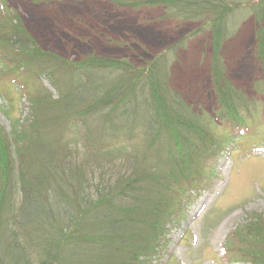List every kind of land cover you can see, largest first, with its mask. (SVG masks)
Here are the masks:
<instances>
[{
	"label": "trees",
	"instance_id": "16d2710c",
	"mask_svg": "<svg viewBox=\"0 0 264 264\" xmlns=\"http://www.w3.org/2000/svg\"><path fill=\"white\" fill-rule=\"evenodd\" d=\"M239 1L142 4L166 5L183 20H207L219 48L234 8L248 3ZM252 4L248 8H255L263 23L264 6ZM13 16L0 23V93L8 97L5 87L22 92L30 111L26 122L20 123L21 116L12 121L10 133L0 127V264H148L186 191L208 176L203 161L211 148L204 142L202 115L171 89L166 59L143 69L103 59L71 67L41 51ZM256 35L257 55L264 62V25ZM221 60L214 56L210 73L216 114L234 120L248 115L252 102L228 79ZM95 69L110 72L108 81L90 77L88 71ZM40 73L59 91L57 100L42 86L33 90V77ZM78 74L85 77L79 84ZM89 80L92 98H77ZM258 88L264 94V81ZM110 112L109 122L120 125L116 134L87 133L93 113L106 117ZM71 130L76 139H69ZM71 144L82 148L85 159H72ZM124 153L129 155L122 165L113 166ZM126 167L128 174L121 172ZM17 182L22 191L18 207L11 198ZM120 198L127 204H120ZM252 216V226L237 228L224 253L245 264H264V215Z\"/></svg>",
	"mask_w": 264,
	"mask_h": 264
},
{
	"label": "rangeland",
	"instance_id": "374dc122",
	"mask_svg": "<svg viewBox=\"0 0 264 264\" xmlns=\"http://www.w3.org/2000/svg\"><path fill=\"white\" fill-rule=\"evenodd\" d=\"M144 1L149 0H0V23L2 17L15 15L41 51L71 67L103 59L126 61L135 69H143L157 58L166 59L171 89L193 112L202 115L208 135L204 142L211 149L203 161L208 176H203L198 188L186 191L179 208H173L161 248L148 264H245L229 259L224 245L237 228L252 226L250 215L256 220L264 215V94L258 88L264 81V62L257 55L256 35L264 21L259 22L255 8H248L258 1L264 6V0L237 3L248 2L234 8L228 35L219 48L215 47L207 20H183L166 5L148 6L142 4ZM215 55L221 57L231 83L252 102L248 115L239 114L234 120L217 119L210 76ZM88 73L93 78L105 76L107 81L111 76L102 69ZM39 75L33 77L37 81L33 90L42 86L57 100L59 91L48 78ZM84 79L78 74L75 83ZM4 89L9 95L0 93V127L10 133L12 121L21 116L20 123L26 122L30 103L13 87ZM93 91L89 80L76 97L89 100ZM90 118L93 128L87 133L92 136H110L120 127L116 120L109 122L113 112L106 117L93 113ZM76 136L71 130L69 139ZM71 145L72 159H85L82 148ZM128 155L124 153L113 160V166H121ZM121 172L128 174L130 170L126 167ZM20 188L17 182L12 189V202L17 207L22 200ZM127 202L120 198V204ZM32 259L35 263L37 258Z\"/></svg>",
	"mask_w": 264,
	"mask_h": 264
}]
</instances>
